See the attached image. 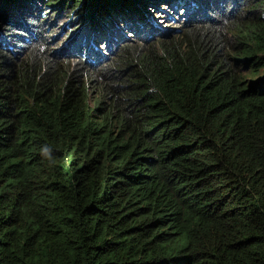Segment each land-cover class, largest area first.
Segmentation results:
<instances>
[{
  "label": "trees",
  "instance_id": "1",
  "mask_svg": "<svg viewBox=\"0 0 264 264\" xmlns=\"http://www.w3.org/2000/svg\"><path fill=\"white\" fill-rule=\"evenodd\" d=\"M0 264H264V0H0Z\"/></svg>",
  "mask_w": 264,
  "mask_h": 264
},
{
  "label": "rangeland",
  "instance_id": "2",
  "mask_svg": "<svg viewBox=\"0 0 264 264\" xmlns=\"http://www.w3.org/2000/svg\"><path fill=\"white\" fill-rule=\"evenodd\" d=\"M161 6V8L162 9H160V10H163L162 12H160V10H159V12H158V17L156 16V20L154 21V24H156V23H159V22H161V23H166V21L168 20V18H166V10H168V8H166V6L165 5H160ZM165 10V11H164ZM169 11V10H168ZM170 11H172V10H170ZM169 11V12H170ZM155 13V11L153 10V14ZM58 24H60V22L58 21Z\"/></svg>",
  "mask_w": 264,
  "mask_h": 264
}]
</instances>
